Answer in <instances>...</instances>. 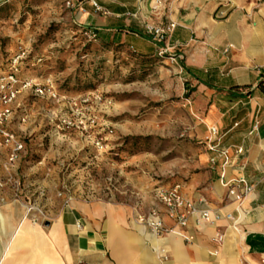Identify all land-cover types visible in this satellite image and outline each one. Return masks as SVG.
Wrapping results in <instances>:
<instances>
[{
    "label": "crops",
    "instance_id": "obj_1",
    "mask_svg": "<svg viewBox=\"0 0 264 264\" xmlns=\"http://www.w3.org/2000/svg\"><path fill=\"white\" fill-rule=\"evenodd\" d=\"M48 1L65 23L97 28L99 35L109 31L142 50L155 46L164 62L182 67L204 120L189 130L201 143L192 152L190 174L170 186L180 185L211 218L198 224L194 217L181 227L152 189L118 199L86 198L58 192L41 176L28 180L22 199L4 178L0 264H264V95L258 89L264 81V0H162L156 9L153 0H95L104 12H96L90 0ZM67 1L80 3L69 8ZM159 9L162 22L155 24ZM170 22L176 27L162 42L148 31ZM193 40L206 45L202 64L189 63L183 50ZM211 125L220 130L219 150L230 148L216 164L211 159L217 151L204 142ZM236 147L244 148V159ZM243 174L253 190L236 200L229 189ZM153 208L161 210L169 232L158 234L141 221Z\"/></svg>",
    "mask_w": 264,
    "mask_h": 264
},
{
    "label": "rangeland",
    "instance_id": "obj_2",
    "mask_svg": "<svg viewBox=\"0 0 264 264\" xmlns=\"http://www.w3.org/2000/svg\"><path fill=\"white\" fill-rule=\"evenodd\" d=\"M48 2L0 6V76L24 53L22 80L50 76L58 90L51 98L18 88L9 127L25 149L11 165L0 140V179L19 180L13 188L22 199L28 180L41 176L63 194L115 199L186 179L201 148L189 130L204 117L182 67L164 62L155 46L116 44L109 31L90 38Z\"/></svg>",
    "mask_w": 264,
    "mask_h": 264
},
{
    "label": "built area",
    "instance_id": "obj_3",
    "mask_svg": "<svg viewBox=\"0 0 264 264\" xmlns=\"http://www.w3.org/2000/svg\"><path fill=\"white\" fill-rule=\"evenodd\" d=\"M92 6L96 12H104V9L95 0H90ZM80 2L74 3L67 1L66 5L69 8H74ZM162 3V0H153V9L158 8ZM80 10L86 9L79 5ZM176 27L174 22L167 23L158 27H148L149 33L154 37L156 41L162 42L165 40L166 34L172 32ZM84 34L90 38H96L95 30L89 29L84 31ZM161 51V50H160ZM24 57V53L13 58L8 71L4 72L0 76V140H2L10 149L9 161L13 165L19 158V154L24 151L25 143L22 139L17 137L9 127L13 114V102L17 98L19 87L31 88L37 95L48 96L51 98L58 97V90L55 85V80L52 77H46L41 82L32 79L22 80L20 77V60ZM40 60V59H38ZM78 104L73 103V107L77 108ZM79 112V111H78ZM77 112V113H78ZM92 124L95 123L94 119H91ZM83 128L86 129L87 125L85 121H82ZM220 130L218 127L211 125L209 127V135L205 138L204 142L209 150L217 151V154L211 159L213 164H216L218 160H224L229 152L230 148H223L219 150L220 146ZM235 152L243 158L244 148L236 147ZM10 171V168L7 167ZM12 180V178H11ZM16 190L20 185L19 180H12ZM253 190V185L248 182L246 175H241L235 183H233L229 189V194L236 200H242L249 192ZM154 196L156 200L162 203L166 207V213L168 216L179 226L186 227L191 218H196V222L210 221L211 215L209 210H199L195 203L187 198L180 189V185L173 186H160L154 190ZM34 210L33 206L29 207V212ZM149 228L158 234L167 233L170 231L165 223L164 215L158 208L151 209L147 214L140 217ZM32 220L38 222V216H33ZM78 228H82V224H77Z\"/></svg>",
    "mask_w": 264,
    "mask_h": 264
},
{
    "label": "bare ground",
    "instance_id": "obj_4",
    "mask_svg": "<svg viewBox=\"0 0 264 264\" xmlns=\"http://www.w3.org/2000/svg\"><path fill=\"white\" fill-rule=\"evenodd\" d=\"M163 10L159 9L153 15V23L162 22ZM183 50L187 53L188 62L191 64H202L207 55L206 45L200 41L193 40L189 45L184 46Z\"/></svg>",
    "mask_w": 264,
    "mask_h": 264
},
{
    "label": "trees",
    "instance_id": "obj_5",
    "mask_svg": "<svg viewBox=\"0 0 264 264\" xmlns=\"http://www.w3.org/2000/svg\"><path fill=\"white\" fill-rule=\"evenodd\" d=\"M78 30H82L81 31V33H84V31H86V30H89V29H93V30H95V33H96V36H98V32H99V30L97 29V28H94V27H91V26H85V27H83V26H80L79 25V27L77 28ZM133 32H137V31H135V30H132ZM112 41L114 42V43H116V44H119L120 43V41L118 40H115L114 38L112 39ZM238 87H240V86H235V88H238ZM258 89H259V91L264 95V81H260V83L258 84Z\"/></svg>",
    "mask_w": 264,
    "mask_h": 264
}]
</instances>
